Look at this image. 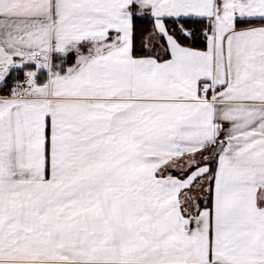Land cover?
I'll return each mask as SVG.
<instances>
[{"label":"snow or ice","instance_id":"6c2138e0","mask_svg":"<svg viewBox=\"0 0 264 264\" xmlns=\"http://www.w3.org/2000/svg\"><path fill=\"white\" fill-rule=\"evenodd\" d=\"M0 264H264V0H0Z\"/></svg>","mask_w":264,"mask_h":264}]
</instances>
